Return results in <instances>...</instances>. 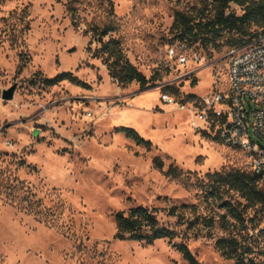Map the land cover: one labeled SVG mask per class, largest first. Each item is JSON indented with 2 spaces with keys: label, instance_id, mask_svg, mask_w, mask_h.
I'll use <instances>...</instances> for the list:
<instances>
[{
  "label": "rangeland",
  "instance_id": "rangeland-1",
  "mask_svg": "<svg viewBox=\"0 0 264 264\" xmlns=\"http://www.w3.org/2000/svg\"><path fill=\"white\" fill-rule=\"evenodd\" d=\"M66 1L0 0V264H187L173 247L180 242L200 264H232L215 245L228 235L249 244L264 264V211H247L245 231H225L218 223L224 211L206 200L202 186L208 173L246 169L243 153L204 129L193 105L215 83L225 88L237 35L225 33L217 47L193 43L187 53L200 62L181 74L166 54L178 43L174 15L199 14L203 0H112V37L152 79L146 89L121 86L93 57L98 44L88 50L86 30L108 20L106 8L85 0L75 25ZM11 88L13 99L4 100ZM164 93L177 103L163 102ZM118 127L133 128L150 148ZM171 166L183 178L167 176ZM183 205L197 208L184 210L188 220L214 216L216 223L178 224L167 211ZM137 206L155 210L176 232L173 242L115 238L116 213Z\"/></svg>",
  "mask_w": 264,
  "mask_h": 264
},
{
  "label": "trees",
  "instance_id": "trees-1",
  "mask_svg": "<svg viewBox=\"0 0 264 264\" xmlns=\"http://www.w3.org/2000/svg\"><path fill=\"white\" fill-rule=\"evenodd\" d=\"M83 3L85 0H67L65 3L66 11L75 25H77L80 16L79 8ZM96 3L99 7L106 8L108 20L103 25H91L86 30L87 33H90L88 50H92L93 43L98 44L92 51L93 57L102 60L110 77L119 85L127 86L135 82L141 89L149 88L152 79L147 78L129 61L121 42L112 37V33L117 30L113 1L96 0ZM203 3L205 8L197 15L186 11L175 12L171 32L179 44H184L189 48L193 43L201 42L205 46L217 47L218 40L225 33H230L237 35L233 42H235V47H239L264 34V0H203ZM232 4L238 8L240 14L237 13L236 8H232ZM88 5H91V2L88 1ZM208 8L211 15L205 13ZM252 27L257 29L256 33H252ZM166 90L174 89L167 87ZM115 131L124 133L128 137L138 140L139 143H146L148 149L150 148V141L140 138L133 128L118 127ZM154 163L159 169L164 166L162 159L158 157L154 158ZM166 175L181 179L184 173L171 166ZM206 178L207 181L202 184L205 188V198L207 201L211 199L224 211L218 215V223L223 230L243 232L247 229L245 224L247 211L254 208L264 211V184L252 171L231 169L224 172L208 173ZM13 188L15 187H7L8 194L13 195ZM22 200L24 203L28 202L26 197ZM187 209L196 213L197 208L195 205L171 207L167 214L175 217L178 224H185L188 228L198 222H201L205 228H212L216 223L214 216L200 217L196 215L193 221L188 220L184 212ZM115 223V238L120 240L151 244L157 239H166L171 243L176 237L174 230L160 224L155 210L144 206L130 208L128 212L116 213ZM261 233H264V228ZM215 245L222 255L233 260L232 264H259L252 256L255 254L253 248L235 235L221 237L216 240ZM173 247L181 253L187 264H200L186 243H173Z\"/></svg>",
  "mask_w": 264,
  "mask_h": 264
},
{
  "label": "built area",
  "instance_id": "built-area-1",
  "mask_svg": "<svg viewBox=\"0 0 264 264\" xmlns=\"http://www.w3.org/2000/svg\"><path fill=\"white\" fill-rule=\"evenodd\" d=\"M187 52L184 44L167 47L168 62L175 63L181 74L200 62L197 55ZM161 99L168 104L177 103L166 93ZM193 105L204 129L241 151L246 169L264 184V34L245 45L229 48L225 88L215 83L209 93L194 99Z\"/></svg>",
  "mask_w": 264,
  "mask_h": 264
},
{
  "label": "water",
  "instance_id": "water-1",
  "mask_svg": "<svg viewBox=\"0 0 264 264\" xmlns=\"http://www.w3.org/2000/svg\"><path fill=\"white\" fill-rule=\"evenodd\" d=\"M13 97H14V89L13 88L3 92L2 98L4 100H12Z\"/></svg>",
  "mask_w": 264,
  "mask_h": 264
}]
</instances>
